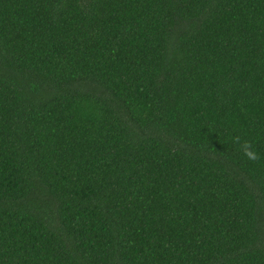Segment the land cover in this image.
Instances as JSON below:
<instances>
[{"label":"trees","instance_id":"16d2710c","mask_svg":"<svg viewBox=\"0 0 264 264\" xmlns=\"http://www.w3.org/2000/svg\"><path fill=\"white\" fill-rule=\"evenodd\" d=\"M0 264H264V0H0Z\"/></svg>","mask_w":264,"mask_h":264},{"label":"clouds","instance_id":"9594fccd","mask_svg":"<svg viewBox=\"0 0 264 264\" xmlns=\"http://www.w3.org/2000/svg\"><path fill=\"white\" fill-rule=\"evenodd\" d=\"M231 142L238 146V151L250 161H257L260 159L257 152L253 150L252 144L249 141H241V137H231Z\"/></svg>","mask_w":264,"mask_h":264}]
</instances>
